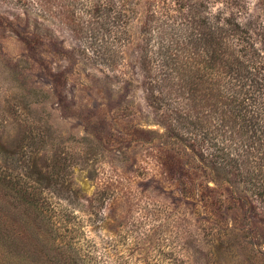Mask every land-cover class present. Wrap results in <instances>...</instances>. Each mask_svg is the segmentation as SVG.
Here are the masks:
<instances>
[{"label":"rangeland","instance_id":"rangeland-1","mask_svg":"<svg viewBox=\"0 0 264 264\" xmlns=\"http://www.w3.org/2000/svg\"><path fill=\"white\" fill-rule=\"evenodd\" d=\"M203 19L231 49L234 22H253L264 50V0H0V169L78 264H264V222L238 199L248 185L200 159V136L230 131L192 127L166 81V56L190 61ZM13 211L21 240L0 264L66 263L50 223Z\"/></svg>","mask_w":264,"mask_h":264},{"label":"trees","instance_id":"trees-1","mask_svg":"<svg viewBox=\"0 0 264 264\" xmlns=\"http://www.w3.org/2000/svg\"><path fill=\"white\" fill-rule=\"evenodd\" d=\"M199 24L202 33L190 38L185 45L189 44V51L196 52L190 61L170 54L166 56L165 66L170 70L166 81L175 82L176 88L172 91L185 93L184 99L194 106L197 123H191L192 127H201L203 131H230L227 135L205 132L200 136L198 142H204L206 148L212 150L206 154L202 147L200 159L218 178L230 184L236 179L241 185H248L245 188L248 197L238 199L248 203L254 218L264 222V50L256 41L251 21L234 22L232 49L223 47L221 26L204 19ZM224 76L231 79L229 84L223 83ZM251 104L258 105L259 111L250 110ZM218 137L233 141L236 147L230 149L223 141L215 143ZM190 139V148L194 150L195 138ZM5 189L6 195L0 192V246L21 240V220L13 208L31 207L35 221L50 223L49 240L54 250L66 259L63 264H78L72 243L58 237L51 215L42 212V201L28 198L19 192L20 187L9 185L0 169V191ZM10 189L16 193L13 197L9 196Z\"/></svg>","mask_w":264,"mask_h":264}]
</instances>
